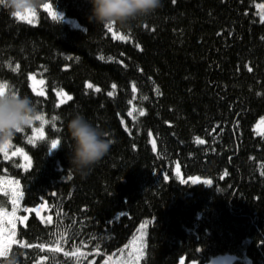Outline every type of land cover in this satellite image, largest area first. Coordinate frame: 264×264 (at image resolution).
<instances>
[{
  "label": "trees",
  "instance_id": "obj_1",
  "mask_svg": "<svg viewBox=\"0 0 264 264\" xmlns=\"http://www.w3.org/2000/svg\"><path fill=\"white\" fill-rule=\"evenodd\" d=\"M260 5L264 0H163L143 22L113 32L89 21V0H44L30 31L0 8V82L32 96L26 72L45 63L16 56L23 31L56 50L53 89L72 96L59 106L35 102L49 123L10 141L26 164L0 150V180L16 182L21 204L42 212H31L15 232L18 264L114 261L142 223L141 264H207L225 254L235 264H264V132L253 130L264 116ZM75 114L111 127L109 185L76 183L69 172L66 124ZM52 140L61 143L52 149ZM193 177L207 182L188 181ZM0 204L11 203L0 195Z\"/></svg>",
  "mask_w": 264,
  "mask_h": 264
},
{
  "label": "rangeland",
  "instance_id": "obj_2",
  "mask_svg": "<svg viewBox=\"0 0 264 264\" xmlns=\"http://www.w3.org/2000/svg\"><path fill=\"white\" fill-rule=\"evenodd\" d=\"M45 5V4H44ZM44 11L45 9L42 6ZM48 12V11H47ZM52 15H54L52 13ZM258 15L261 20V9L258 6ZM17 18V17H16ZM60 18L65 21H70L67 18H64L60 14ZM19 22L22 23V30L30 31L35 28L37 25V14L35 17L30 15L25 16L23 20L17 18ZM30 21V22H29ZM31 33H24L21 31L16 38V48H14L17 55L22 54L23 57L27 60L34 59L36 62L45 63L38 64L35 67L33 66V70L30 72H26V77H32V79H28V88L31 91V98L34 102H39L45 105H51L54 103L55 105H61L67 102L68 97H72L65 89L54 90L53 88V80L56 70V60H55V51H49L48 48H40V45L45 44L43 39L34 38V36H28ZM113 37L119 38V35L112 33ZM21 60V59H18ZM41 71H46L47 75H35L40 73ZM43 81V83H41ZM13 85H16L18 80L14 77L12 79ZM38 92H42L43 95H37ZM22 95H25L22 92ZM88 119V118H87ZM94 125L103 128L107 133L110 131L111 127L108 123H99L97 121H91ZM123 122V120H122ZM254 133L255 135H261L264 132V116L257 120L254 125ZM113 143L110 147L109 152L95 165H93L86 173L81 174L75 171L70 164L68 163L69 172L72 174L74 181L80 184H99V185H109L112 181V171L111 165L114 159V147L115 140L113 137H109ZM153 145V141H152ZM4 153L9 154L10 156L17 155L19 159L26 164L28 159H25L27 156L24 152L20 150L17 153V149L10 147V142L6 148H0ZM15 153V154H14ZM28 158V157H27ZM103 161V162H101ZM178 174H180L178 166L175 167ZM180 178V177H179ZM10 179L6 178V180H0V195L3 197L7 196L8 203L10 204V208H5L8 213L7 216L0 215V244L7 243L14 239L11 233L16 232L19 225H24L27 217L31 212L36 215L42 214L41 210L37 207L29 208L27 206H23L21 204V196L19 191L17 190V186L14 182L9 181ZM188 181L193 183H198L200 181L207 182V179H202L200 177L189 178ZM6 195V196H5ZM13 199L17 200V204H13ZM37 216V215H36ZM43 221L48 219V215L43 216L41 218ZM145 234H146V226L144 223L140 224L137 228L134 236L129 241L128 244L122 247L119 251L117 258L112 261V258L109 256H103L102 261L99 264H141V261L144 257L145 251ZM238 259L234 255H220L212 258L207 264H235ZM92 263V262H91ZM243 264H249L246 261Z\"/></svg>",
  "mask_w": 264,
  "mask_h": 264
},
{
  "label": "clouds",
  "instance_id": "obj_3",
  "mask_svg": "<svg viewBox=\"0 0 264 264\" xmlns=\"http://www.w3.org/2000/svg\"><path fill=\"white\" fill-rule=\"evenodd\" d=\"M44 0H0V8L13 18L36 13ZM89 21L101 27L126 30L133 22H143L162 7L163 0H89ZM2 83V82H0ZM39 118V119H38ZM44 115L27 95L0 88V145L10 142L14 135L34 123H43ZM70 138L69 164L84 174L110 150L113 141L101 127L94 125L81 114L73 115L66 124ZM0 264H15L9 255Z\"/></svg>",
  "mask_w": 264,
  "mask_h": 264
},
{
  "label": "snow or ice",
  "instance_id": "obj_4",
  "mask_svg": "<svg viewBox=\"0 0 264 264\" xmlns=\"http://www.w3.org/2000/svg\"><path fill=\"white\" fill-rule=\"evenodd\" d=\"M43 7L45 9H49V11L51 10V5L45 4V5H43ZM259 7L261 9V21L264 22V5H260ZM35 15H36V13H33L30 16L35 17ZM17 18L23 20L25 18V16H20L19 14H17ZM53 19H60V16L59 15H53ZM105 29L108 32H113V29L114 28L113 27L105 26ZM114 35H115V33H114ZM119 39L126 40L127 39V36L121 35L119 37ZM17 68H19V65H17ZM13 70L15 71L16 69H13ZM249 71H251L250 68H249ZM29 79H32V77H29ZM41 83H43V81H41ZM7 86H8V83L7 82L0 83V88H7ZM87 87L91 89V88H93V85L89 83V84H87ZM112 87H113V89H115L117 86L115 84H113ZM95 90L96 91H100L99 88H97ZM133 90L135 91V88ZM37 95H43V93L42 92H38ZM108 95L109 96H112L113 95V92H108ZM68 99H71V97H68ZM131 114L132 113H129V115H131ZM139 115L140 116H144L145 115V112L143 110H141L140 113H139ZM51 120L54 122L56 120V117L53 116L51 118ZM48 123H49V121L46 120L45 117H44V120H43V123H41V126H43L45 124H48ZM20 131H22V130H19L18 132H20ZM39 138L41 140H43V138H44L42 131H41V134H40V137ZM32 142H33L32 138H29V143H32ZM197 142L200 143V144H203L204 143V141L203 140H200L199 138H197ZM60 143H61V141L52 140L51 141V148L52 149L57 148ZM8 144H9V142L6 143V144H4V145H0V148H6L8 146ZM16 151H17V153H19L20 152V149H17ZM25 159L26 160L28 159L27 156H25ZM14 183H16V182H14ZM12 202H13L14 205L17 204V200L16 199H13ZM0 215H4V216H7L8 215V213L6 212V210H5V208H4V206L2 204H0ZM11 235L13 237H15L16 233L13 232V233H11ZM15 243H18V242L15 239H12L11 241H9L7 243L0 244V257H8L10 255L11 258L14 260L15 264H18V262H17V253L11 251V246H12V244H15ZM20 246L21 247H28L29 245L21 243ZM40 248H41V250H43L44 245H40ZM52 251H59V249H54ZM64 255L65 256H68L69 253L65 252Z\"/></svg>",
  "mask_w": 264,
  "mask_h": 264
},
{
  "label": "bare ground",
  "instance_id": "obj_5",
  "mask_svg": "<svg viewBox=\"0 0 264 264\" xmlns=\"http://www.w3.org/2000/svg\"><path fill=\"white\" fill-rule=\"evenodd\" d=\"M48 16L49 17H53V15L50 13V14H48ZM259 16V15H258ZM113 38V37H112ZM113 39H119V38H113ZM121 120V123H122V126L124 127V128H126V125H125V120L122 118V119H120ZM122 120H123V122H122Z\"/></svg>",
  "mask_w": 264,
  "mask_h": 264
}]
</instances>
